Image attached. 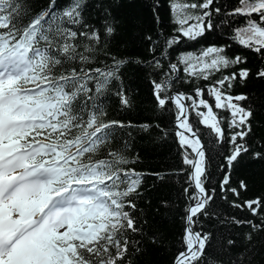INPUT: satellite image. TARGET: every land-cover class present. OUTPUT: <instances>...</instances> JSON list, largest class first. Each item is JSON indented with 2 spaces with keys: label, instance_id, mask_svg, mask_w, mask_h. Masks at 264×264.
I'll list each match as a JSON object with an SVG mask.
<instances>
[{
  "label": "snow or ice",
  "instance_id": "1",
  "mask_svg": "<svg viewBox=\"0 0 264 264\" xmlns=\"http://www.w3.org/2000/svg\"><path fill=\"white\" fill-rule=\"evenodd\" d=\"M240 3L243 7L229 12V16L258 14L259 20L249 19L247 27L236 30L233 40L264 55V0H240ZM213 5L214 0H202L199 4L183 6L200 9L202 14H189L178 19L177 32L183 38L196 40L206 31H212L216 27L212 17L221 12L220 7L213 11ZM30 7L28 0H0V264H122L129 241L124 239L121 242L116 237L122 231L133 234L139 231L134 215L137 205L132 197L138 194L141 174L121 170V166L129 161L116 152L109 153L111 159L94 163L90 157L87 163L81 158L97 152L117 129L130 126L115 120L101 122L102 108L89 87L90 82L95 81V92L102 93L110 81L120 78L119 69L125 62L115 61L107 69L78 72L73 68L66 75H53V70L62 62L58 56L69 61L75 59V46L69 40L80 35L99 44L101 33L96 30L78 33L57 25L55 36L50 39L52 24L58 19L54 3L27 25L15 28L13 21L26 17ZM80 7V0H73L72 5L63 11L68 23H81ZM172 9L175 12L177 5L173 4ZM189 20H195V23L189 25ZM46 23L48 29L44 27ZM113 31L110 25L104 28V34L108 36ZM244 35L247 39L242 38ZM56 37L65 42L53 48ZM180 40L181 35H177L168 39L166 44L172 47ZM41 41L45 47H40ZM226 47L212 45L203 49L199 56L182 53L178 63L185 66L184 72L189 76L202 75L205 80L209 78V71L246 63V59L239 55L228 58L224 54ZM85 48L92 51L88 45ZM209 58L210 62H206ZM80 60L87 61L88 57L81 55ZM192 60L203 64L201 73L193 70ZM154 64L157 69L162 67L158 59ZM177 71L178 64L172 63L167 74L169 79L160 83L153 81L157 106L163 110L173 103L177 108L176 123L195 137L189 139L184 132L178 131L176 135L180 137L181 148L188 145L198 157L193 160L186 153L183 156L184 165L193 169L187 174L189 187L184 192L187 194L191 188L195 189L189 196L194 203L185 209L183 243L186 251L178 253L173 264H201L212 235L194 233L192 229L198 216L209 215L208 206L215 199L213 193L216 189L209 192L206 188L210 157L206 155L198 130L193 131L188 122L184 100H192L194 110L200 106L208 109L206 114L197 111L196 115L200 117L199 124L211 128L218 145L224 142L225 131L207 100L200 98L197 104L192 96L183 93L166 94ZM250 75L248 68H240L208 89V95L215 99V108L229 110L232 117L228 123L232 130L228 137L231 150L224 157L226 163L221 165L222 169L228 170L220 182L221 192L227 190L232 168L250 151L243 141L251 132L248 120L252 116L250 109L233 103L248 100L247 95L233 97L226 95L223 89L225 85L231 88L237 79L246 81ZM256 76L264 79V68L259 69ZM29 83L35 87H25ZM81 96L84 101L79 106L80 114H75L74 105ZM118 96L127 106L129 101L124 93L118 92ZM195 96L202 97L203 90L195 89ZM89 101L93 102L91 111H87ZM85 111L87 119L83 116ZM149 127L142 126L144 130ZM74 130H78V134L69 138ZM261 156L259 151L254 153L256 159ZM122 185H126L123 190ZM240 187L246 189L247 185L241 181ZM231 191L239 195L237 189ZM232 206L247 210L256 217L264 212V199L256 198ZM232 222L236 225L246 223L253 232H264V218L259 223L236 218ZM246 239L250 241L251 234ZM235 246L236 241L229 239L224 247L230 250ZM110 247L116 248L115 255L109 252ZM136 251L139 252L138 247ZM247 251L235 256L228 252L229 259L222 264H251ZM209 264H215V261L210 260Z\"/></svg>",
  "mask_w": 264,
  "mask_h": 264
},
{
  "label": "trees",
  "instance_id": "2",
  "mask_svg": "<svg viewBox=\"0 0 264 264\" xmlns=\"http://www.w3.org/2000/svg\"><path fill=\"white\" fill-rule=\"evenodd\" d=\"M28 3L31 7L27 16L14 20L15 28L27 25L33 17L47 11L49 5L54 3V12L58 19L52 24L50 39L55 36L57 25L61 28H71L78 33L89 30L101 33L99 44L80 35L74 40H69L68 42L75 46V59L69 61L58 56L62 62L53 70V75H66L73 68L78 72H88L96 68L107 69L115 61L125 62L119 69L120 78L110 81L102 93L98 95L95 92V81L90 82L89 87L92 89V95L97 96L96 102L102 108L101 122L115 120L130 126L117 129L114 136L97 152L81 158L87 163L90 157L94 163L111 159L109 153L116 152L129 161L127 165L121 166V170H134L135 173L141 174L138 194L132 197L137 205L134 215L139 231L136 234L122 231L116 237L121 242L124 239L129 241L128 252L122 264H173L177 254L186 251V245L183 243L185 209L190 203H194L189 200V196L195 189L191 188L187 194L184 192V189L189 187L187 174L193 169L184 165L183 156L186 153L189 159L195 160L196 154L188 145L183 148L180 146V137L176 135L178 128L175 121V105L169 103L161 110L153 96V81L160 83L169 79L167 74L172 63L178 64V71L171 78L166 94L183 93L185 96H192L197 104L200 98L207 100L215 118L225 131L224 142L218 145L211 128L199 124L200 117L196 115L197 111L206 114L208 109L200 106L194 110L192 100H184L188 109V122L193 131L198 130L206 155L210 157L206 188L209 192L212 188L216 189L213 193L215 199L208 206L209 215L198 216L192 229L193 232L212 235L211 244L201 264H209L210 260H214L215 264H222L229 259L228 252L235 256L245 250H248L251 264H264V232H253L246 223L236 225L232 222L233 218H236L240 221L252 220L259 223L264 218V212L253 217L249 211L232 206L234 203L242 205L245 201L256 198L264 199V79L256 76L257 71L264 68V55L233 40L236 30L247 27L249 19L259 20L258 14L229 16V12L243 7L240 0H214L213 11L215 7L221 8V12L212 17L216 27L212 31H206L196 40H188L177 32L179 24L176 21L185 15L202 14L200 9L183 7L202 3V0H80L81 23L75 25L68 23V18L62 15L63 11L72 5L73 0H28ZM173 4L177 5L175 12L172 9ZM194 23L195 20L188 21L189 25ZM106 25L114 29L110 36L104 34ZM44 27L48 29L49 25L46 23ZM177 35H181L180 42L168 47L166 41ZM242 38L247 39V36ZM64 42V39L56 37L53 48L63 45ZM85 45L92 51H88ZM212 45L227 46L224 54L228 58L239 55L246 59V63L229 66L220 71H209L207 80L203 79L202 75L186 74L185 66L178 63V57L189 52L199 56L203 49ZM253 46L255 47L254 42ZM40 47H45L43 41L40 42ZM81 55L87 56L88 60L82 62ZM157 59L162 65L159 69L154 64ZM206 62H210V58ZM191 63L194 65L193 70L201 73L203 64L196 60ZM240 68H248L250 77L246 81H233L231 88L225 85L223 91L233 97L240 94L248 96L246 101L233 103H239L241 107L252 111L248 120L251 132L243 141L250 151L232 168L227 190L221 192L220 182L228 171L227 168L222 169L221 165L226 163L224 157L231 150L228 137L232 130L228 128V123L232 117L229 110L215 108V99L208 95V89L225 75L238 72ZM25 87L35 85L29 83ZM197 88L203 90L202 97L195 96ZM118 92H123L127 97V106L121 103ZM83 101L84 97H79L74 105L75 114H80L79 106ZM92 109L93 102L89 101L87 111ZM87 111L83 113L84 119H87ZM143 125L150 127L144 130ZM180 130L189 139H194L183 128ZM77 134L78 130H74L69 138ZM258 151L262 156L256 159L254 153ZM241 181L247 185L246 189L240 187ZM124 187L126 185H122L121 190ZM233 188L239 192L238 196L231 191ZM248 234H251L250 241L246 239ZM229 239L235 240L236 246L225 250L224 246ZM137 247L139 252L136 251ZM109 252L115 255L116 248L110 247Z\"/></svg>",
  "mask_w": 264,
  "mask_h": 264
},
{
  "label": "water",
  "instance_id": "3",
  "mask_svg": "<svg viewBox=\"0 0 264 264\" xmlns=\"http://www.w3.org/2000/svg\"><path fill=\"white\" fill-rule=\"evenodd\" d=\"M176 126H177V128H178V131H180V132H182L181 130H180V128H179V125L178 124H176ZM190 136H191V134L190 133H188ZM192 137V136H191ZM193 138H195V137H193ZM197 157H195V159H196ZM195 233V232H194Z\"/></svg>",
  "mask_w": 264,
  "mask_h": 264
}]
</instances>
